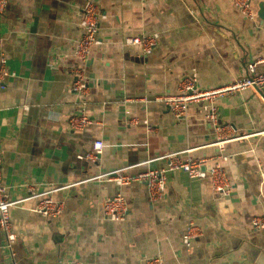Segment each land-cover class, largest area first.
<instances>
[{
    "label": "crops",
    "instance_id": "obj_1",
    "mask_svg": "<svg viewBox=\"0 0 264 264\" xmlns=\"http://www.w3.org/2000/svg\"><path fill=\"white\" fill-rule=\"evenodd\" d=\"M87 0H10L0 16L3 48L12 73L0 86L2 178L12 200L51 191L65 202L57 218L35 210L42 197L10 208L18 264H143L160 256L166 264H264V229L251 226L264 215V91L248 88L219 96L215 104L229 134L246 135L225 144L223 164L233 184L218 197L209 179L169 173L165 196L151 202L148 186L118 185L101 175L124 168L137 174L168 164L172 152L213 156L207 102L174 116L156 97L174 93L194 72L211 88L247 74L258 61L264 72V18H245L230 0H97L103 18L100 43L84 70L89 90L72 88L84 30ZM264 0H253L261 9ZM158 33L146 55L129 36ZM93 120L74 130L82 111ZM145 120L152 126L148 130ZM104 140L98 160L86 155ZM121 192L128 202L124 221L105 219L106 197ZM203 234L192 250L183 244L189 220ZM13 260L0 230V264Z\"/></svg>",
    "mask_w": 264,
    "mask_h": 264
},
{
    "label": "built area",
    "instance_id": "obj_2",
    "mask_svg": "<svg viewBox=\"0 0 264 264\" xmlns=\"http://www.w3.org/2000/svg\"><path fill=\"white\" fill-rule=\"evenodd\" d=\"M10 0H0V16L5 12ZM245 18L257 19L260 17L258 9L253 6V0H230ZM81 26L83 27L82 36L76 41L74 53L78 58L77 65L73 68L74 79L72 88L75 92L85 95L89 90L88 76L85 73L84 65L88 61L92 48L100 43L98 32L100 21L104 17L100 4L97 0H87L81 9ZM159 34H139L125 38V45H141L143 52L148 55L152 53L154 47L158 44ZM258 61L248 64L247 74L241 78L233 80L230 83L222 84L211 88H203L198 84L197 74L185 75L181 78L176 91L156 97L169 109V111L178 118L187 115L189 107L197 102H207L206 119L210 123L214 139L210 143L218 148V153L213 156L195 157L188 155L183 158L181 153L191 150L172 152L164 157L168 158V164L165 168H151L137 174H129L124 168L116 169L101 175L118 185L130 184L134 181L147 182L149 198L151 202L162 200L166 193L169 173L175 170H182L188 174L191 179H209L212 184V190L218 197L231 196L233 184L230 180L228 170L223 164L227 159L225 155V144L231 140H236L246 135L233 136L229 134L233 126L223 124L220 121L219 109L215 100L219 96L233 94L248 88L261 89L264 87V72L257 70ZM13 74L8 65L6 52L3 48V38L0 31V86L3 85L9 75ZM93 120L83 110L70 118V126L74 130H83L89 126ZM147 129L153 130L152 126L145 120ZM264 133V131H263ZM104 140L94 141L93 149L86 157L92 160H98L104 150ZM3 159L0 152V230L4 234L6 247L10 250L13 260L8 264H18L14 258L13 245L17 239V233L14 230L11 219L10 208L25 199L42 197L36 205L35 210L46 217H59L64 208L65 202L56 199L51 191L37 193L33 192L27 198L12 200L9 197L7 186L2 178ZM264 176V173H263ZM264 183V177L262 178ZM128 213V202L121 192L106 197L103 201L102 214L105 219L124 221ZM251 226L255 230L264 229V215H254L251 219ZM203 234L202 228L194 220H189L183 234V244L187 251L192 250L194 241ZM66 264H84L82 261L70 259ZM143 264H166L160 256L147 258Z\"/></svg>",
    "mask_w": 264,
    "mask_h": 264
},
{
    "label": "water",
    "instance_id": "obj_3",
    "mask_svg": "<svg viewBox=\"0 0 264 264\" xmlns=\"http://www.w3.org/2000/svg\"><path fill=\"white\" fill-rule=\"evenodd\" d=\"M259 14L261 18H264V4H261V9L259 10ZM264 91V87L262 88V92ZM147 184V182H144Z\"/></svg>",
    "mask_w": 264,
    "mask_h": 264
}]
</instances>
